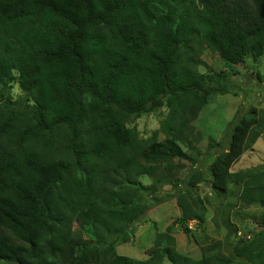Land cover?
I'll use <instances>...</instances> for the list:
<instances>
[{
	"label": "trees",
	"instance_id": "1",
	"mask_svg": "<svg viewBox=\"0 0 264 264\" xmlns=\"http://www.w3.org/2000/svg\"><path fill=\"white\" fill-rule=\"evenodd\" d=\"M199 40L226 68L248 55L258 60L264 0H0V261L264 264V212L231 255L185 257L171 227L157 234L146 260L115 250L163 202L154 194L171 182L158 168L190 159L181 145L191 123L211 96L228 93L224 71L196 70L191 49ZM14 85L26 96L24 109L10 98ZM164 107L163 140L140 139L129 127ZM261 113L252 109L232 124L213 176L214 192L238 186L241 203L264 210V164L231 171L264 132ZM145 176L151 185L140 182ZM204 181L193 171L176 200L174 225L186 235L189 221L204 230L207 208L194 193ZM75 226L86 241L74 238Z\"/></svg>",
	"mask_w": 264,
	"mask_h": 264
},
{
	"label": "rangeland",
	"instance_id": "2",
	"mask_svg": "<svg viewBox=\"0 0 264 264\" xmlns=\"http://www.w3.org/2000/svg\"><path fill=\"white\" fill-rule=\"evenodd\" d=\"M192 57L197 61L196 70L201 74L224 71L228 82V93L214 95L199 112L198 117L191 123V132L186 133L187 139L181 145L189 160H173L160 166L157 170L159 177L166 176L169 185L158 186L154 200L162 202L152 206L145 216L133 229L134 237L130 243H120L115 247L116 253L138 262L148 258L147 252L153 247L157 234L165 233L171 227L169 234L175 239V250L193 260H200L202 255L214 253L232 254L233 246L240 238L252 236L258 228L257 222L264 210L258 205L247 206L239 200L241 188L228 184L227 191L214 192L218 186L214 179V163L224 152L230 140L232 124L252 109L260 112L264 110V54L258 60L248 55L245 62L236 67L226 68L224 62L213 54L206 45L197 41L191 49ZM10 98L17 108L24 109L26 96L14 85L10 89ZM169 109L164 107L155 113L135 119L129 124L140 139L155 138L159 141L165 138L159 132L161 122L168 118ZM158 132V134H157ZM264 164V132L254 145L244 151L231 171L237 172L247 169H257ZM193 171H200L204 176V183L199 184L194 193L207 208L204 230L192 224L191 234L186 235L182 229L174 225L181 211L177 206V198L184 194L187 181ZM140 182L151 185L153 180L149 176L142 177ZM178 185V188L175 187ZM191 202L190 199H188ZM226 222L232 225L230 229ZM236 228L237 234L231 231ZM73 236L80 242L86 241L84 234L77 226L73 229ZM0 264H7L0 261ZM161 264H172L162 259Z\"/></svg>",
	"mask_w": 264,
	"mask_h": 264
},
{
	"label": "built area",
	"instance_id": "3",
	"mask_svg": "<svg viewBox=\"0 0 264 264\" xmlns=\"http://www.w3.org/2000/svg\"><path fill=\"white\" fill-rule=\"evenodd\" d=\"M188 227H189V229H191V227H192V224H189V225H188Z\"/></svg>",
	"mask_w": 264,
	"mask_h": 264
}]
</instances>
